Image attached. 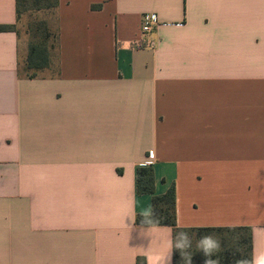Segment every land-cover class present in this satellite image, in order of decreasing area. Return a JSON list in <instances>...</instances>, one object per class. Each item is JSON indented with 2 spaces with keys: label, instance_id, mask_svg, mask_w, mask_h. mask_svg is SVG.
<instances>
[{
  "label": "crops",
  "instance_id": "crops-1",
  "mask_svg": "<svg viewBox=\"0 0 264 264\" xmlns=\"http://www.w3.org/2000/svg\"><path fill=\"white\" fill-rule=\"evenodd\" d=\"M52 12L47 76H20L27 48L0 32V264H173V229L135 224L151 211L136 189L149 155L178 228H248L264 264V0ZM146 14L160 24L144 36ZM16 22L0 0V25Z\"/></svg>",
  "mask_w": 264,
  "mask_h": 264
},
{
  "label": "trees",
  "instance_id": "trees-1",
  "mask_svg": "<svg viewBox=\"0 0 264 264\" xmlns=\"http://www.w3.org/2000/svg\"><path fill=\"white\" fill-rule=\"evenodd\" d=\"M57 6V0H16L15 25H0V32H16V25L25 12L52 11ZM29 28L27 53L23 66L18 67L20 76L32 79L51 69L54 56L49 27L44 20H39ZM21 62V61H20ZM136 189L139 194L152 196L151 211L148 215H137L135 224L138 226H168L173 229V264H252V243L250 229L238 228H192L183 229L176 226L175 186L172 184L163 195L155 193L154 170L151 165H143L136 171ZM187 233L190 245L178 248L177 243L186 244L178 233ZM211 236L216 248L205 253L201 240Z\"/></svg>",
  "mask_w": 264,
  "mask_h": 264
},
{
  "label": "rangeland",
  "instance_id": "rangeland-1",
  "mask_svg": "<svg viewBox=\"0 0 264 264\" xmlns=\"http://www.w3.org/2000/svg\"><path fill=\"white\" fill-rule=\"evenodd\" d=\"M43 11L41 12H25L21 15L19 22L16 25V29L19 34L20 38V45L23 49L27 48V41L29 39V28L33 27L32 25L35 24L39 20H44L48 27H49V32H50V38L48 42L53 45L52 47V55H55V49H56V20H55V15L52 11ZM23 66V58L20 62V68ZM49 71H44L40 75H48L50 74Z\"/></svg>",
  "mask_w": 264,
  "mask_h": 264
},
{
  "label": "built area",
  "instance_id": "built-area-1",
  "mask_svg": "<svg viewBox=\"0 0 264 264\" xmlns=\"http://www.w3.org/2000/svg\"><path fill=\"white\" fill-rule=\"evenodd\" d=\"M159 21L157 20L156 15L154 14H146L144 15L143 19H142V25H141V32L142 35L146 36L149 33H151L153 31L154 28H156L159 25ZM144 47H147L149 49H152L153 44L149 41H142ZM136 47H141V44L139 42L135 43ZM152 164V159H151V155H149L147 161L145 162L144 165H151Z\"/></svg>",
  "mask_w": 264,
  "mask_h": 264
},
{
  "label": "clouds",
  "instance_id": "clouds-1",
  "mask_svg": "<svg viewBox=\"0 0 264 264\" xmlns=\"http://www.w3.org/2000/svg\"><path fill=\"white\" fill-rule=\"evenodd\" d=\"M177 236L182 237L186 241V244L177 243L178 248H184V247H187L190 245V238L188 237L187 233L181 232V233H178ZM200 243L203 246V249H204L206 254L210 253V251L212 249H214L218 246L211 236H207V237L202 238ZM208 264H213V262L209 261Z\"/></svg>",
  "mask_w": 264,
  "mask_h": 264
}]
</instances>
